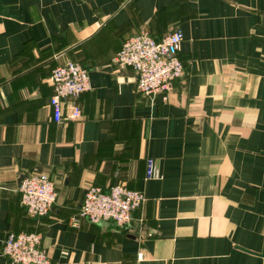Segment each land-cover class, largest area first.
<instances>
[{"label":"crops","instance_id":"1","mask_svg":"<svg viewBox=\"0 0 264 264\" xmlns=\"http://www.w3.org/2000/svg\"><path fill=\"white\" fill-rule=\"evenodd\" d=\"M175 29L184 76L152 101L114 58ZM67 62L91 90L56 124L50 78ZM36 169L57 192L42 218L20 193ZM115 185L143 192L134 220L75 226L87 190ZM21 232L53 264H264V0H0V264Z\"/></svg>","mask_w":264,"mask_h":264},{"label":"built area","instance_id":"2","mask_svg":"<svg viewBox=\"0 0 264 264\" xmlns=\"http://www.w3.org/2000/svg\"><path fill=\"white\" fill-rule=\"evenodd\" d=\"M183 41L180 29L161 40L142 32L123 44L114 64L121 70L131 69L136 73V87L142 96L152 101L162 96L167 102L176 82L184 76V65L179 58ZM50 83L54 89L50 99L54 123L79 119L82 111L71 100L91 90L89 70L80 64L67 62L53 71ZM161 178L156 161L148 159L146 180ZM20 193L22 205L32 218L48 216L57 200L53 180L37 169L21 179ZM145 201L143 192L130 190L124 185H115L107 190L92 187L87 190L81 210L72 221L75 226L81 219H87L93 224L113 222L123 227L134 220L135 212ZM42 240L43 235L37 232L10 234L3 248L6 264H53L41 246Z\"/></svg>","mask_w":264,"mask_h":264},{"label":"water","instance_id":"3","mask_svg":"<svg viewBox=\"0 0 264 264\" xmlns=\"http://www.w3.org/2000/svg\"><path fill=\"white\" fill-rule=\"evenodd\" d=\"M262 257H264V251H263V253H262Z\"/></svg>","mask_w":264,"mask_h":264}]
</instances>
